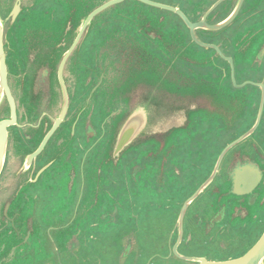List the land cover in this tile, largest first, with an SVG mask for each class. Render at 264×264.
I'll list each match as a JSON object with an SVG mask.
<instances>
[{"label":"trees","instance_id":"obj_1","mask_svg":"<svg viewBox=\"0 0 264 264\" xmlns=\"http://www.w3.org/2000/svg\"><path fill=\"white\" fill-rule=\"evenodd\" d=\"M193 1L197 10L204 12L215 0ZM236 1L227 0L217 8L209 17L211 23L224 20ZM253 2L246 0L245 8ZM71 3H80L81 17L93 9L86 7L90 0H71ZM188 3L192 4L191 0ZM168 15L167 11L137 0L111 7L93 19L72 58L71 100L75 95L72 88L83 84V90L89 92L79 109L82 123L84 128L92 125L97 133L95 138L99 139L89 157L87 177L89 185H96L99 194L92 213L101 210L100 233L118 226L115 219L121 215L127 198L131 203L145 193L167 198L171 191L178 192L177 183L173 185L176 181L188 185L186 173L192 172L194 162H206L212 152L222 150L237 138L245 126L244 116L252 108L241 104L239 90L231 82L229 65L214 50L194 44L187 27L169 21ZM235 22L237 19L220 31L200 33L220 37L231 31ZM149 31L155 34V40L148 36L143 40L130 37L132 33L138 36ZM231 33L229 50L237 63L239 35L236 30ZM39 50L46 51L44 42ZM85 50L87 60L81 56ZM223 50L228 54L225 47ZM101 76V85L92 91ZM192 102L196 103L195 109L190 107ZM145 103L163 104L162 112L187 109L185 127L165 134L142 133L118 157H113L120 127L136 105ZM66 132L61 135L68 141L70 136ZM95 138L89 142L85 139L84 143L88 145ZM61 152L63 155L64 150ZM89 188L84 205L94 195L93 187ZM90 217L83 219L84 222ZM83 224L76 223L73 228H83Z\"/></svg>","mask_w":264,"mask_h":264},{"label":"rangeland","instance_id":"obj_2","mask_svg":"<svg viewBox=\"0 0 264 264\" xmlns=\"http://www.w3.org/2000/svg\"><path fill=\"white\" fill-rule=\"evenodd\" d=\"M6 1L9 0H0V10H2ZM159 2H167V0H155ZM175 5H186V0H172ZM101 2L100 0H90L88 5L89 8L96 6V3ZM53 0H42L41 4L38 5L39 10H44L48 8L50 4H55ZM80 7V3L75 4ZM57 10L53 12L55 19H60L63 15L62 7L57 3L55 5ZM49 10H46V12ZM41 14V13H39ZM52 16V13L48 14L49 18ZM169 21L176 22L177 17L173 15H168ZM6 14L2 13V20L5 23L6 28L8 29V36L14 38L17 42V35H25L33 39L42 41L46 43L49 47L52 45L59 44L62 41V35H70L68 33L67 25H37L33 26L31 23L24 25L20 33L17 34L18 26L10 25L9 18ZM109 16L105 17V20H108ZM261 19L255 17V19ZM116 21V19H114ZM243 23V22H242ZM242 23L240 21L235 22L234 26L230 28L233 32L236 30L240 31ZM248 24V23H247ZM250 22L248 25H251ZM33 29V30H31ZM231 31L225 33L224 36L212 37V40L220 42L223 38L228 36L229 43L231 39ZM152 32V31H149ZM150 33H141L138 36L136 33H132L130 37H138L139 40L145 39ZM96 41H98L96 39ZM94 41V42H96ZM18 48L17 45H15ZM256 44H252L251 50H256ZM54 48V47H53ZM86 48V47H85ZM24 48L19 44V50ZM34 52V51H33ZM83 59L87 60L88 53L85 51L82 52ZM134 61L137 60L136 57H133ZM92 56L88 59L91 62ZM24 68V65L21 64V70ZM11 76V86L14 92V95L17 99H21V96L26 93V98H33L29 92H31V81L28 74H24L23 71ZM28 71L30 68L28 67ZM44 76L47 75V70H43ZM72 77H69V81H72ZM55 85L54 78H49V91L51 93L49 105L52 102V96H55ZM57 86V85H56ZM42 87L37 86V90H33L35 96L38 93L42 92ZM58 89V88H57ZM72 90L75 92L71 115L75 114L81 108L82 101L84 103L87 101L88 92L83 90V84L78 88L74 86ZM58 95H60L58 89ZM83 99V100H82ZM86 99V100H85ZM62 98L60 96V101L57 102L53 111L49 113V119L46 122L52 121L54 119L62 105ZM38 101V100H37ZM193 103V102H192ZM5 98L0 94V111L6 109ZM26 107V110L24 109ZM21 106V112L28 116L24 115L21 120L23 125V130L20 131L18 128L12 130L15 131L17 135L20 136V143L27 145L28 133L26 130L29 127V124H35L36 119L31 118L30 110L26 104ZM44 106L47 108V100L44 103ZM24 107V108H23ZM153 113L156 112V108L153 107ZM177 115H183V112L178 113ZM253 115L247 118L245 121V127L253 124ZM42 121V119H41ZM79 121V120H78ZM75 124V135L73 145L79 146V140L82 144L79 147V155L76 153V150H73L71 147V142H68V146L64 150V155L58 158L51 156L53 153L54 143L46 149L48 151L46 156L39 161V166L36 170H39L42 166L49 168L52 164V168L48 170L43 178H40V182H37L35 186H32L30 189L26 188L19 195V188H21L24 182L27 180H35L36 170L30 169L24 175L25 179H19L17 176L10 175L9 184L4 185L3 192L1 194L0 200H2V207L10 206V208L5 212L2 211L0 216V246L4 248V260L2 264H28L30 261L26 258L19 257V254L22 252L20 248H25L26 245L21 243V237H18L14 232V228L22 229L23 234H25V229L34 231L37 227L42 226H52V228H60L61 226H66L63 231L52 229L51 242L53 253H57V256L53 257L50 264H55L62 257L68 264H195L193 261L183 260L178 258L175 255H172L171 248L175 242L177 236V211L181 203H178L176 191H171L169 196L166 198H156L151 196L148 193L142 195L139 200L136 199L135 203H131L129 198L124 203V208L119 217L115 219L118 221V226H112L108 229H105L100 233L98 228V223L100 222V211L93 212L94 203L99 199V194L96 190V185L91 184L90 188L93 187V193L90 200H86L87 205H84V200L86 199V194L88 192V177L87 173L89 171V157L93 151V147H97L99 139L95 138L90 144H83L82 141L87 140L83 123L79 122ZM166 122H161L159 126L152 125L154 131L161 130L164 128ZM154 126L156 128H154ZM245 129V128H244ZM40 134L35 131L33 137H38ZM65 137V136H64ZM82 140V141H81ZM67 141V140H66ZM243 143L236 146L235 149H238L242 146ZM18 153V149L14 155ZM229 156V155H228ZM228 159V158H227ZM226 159V161H227ZM226 162H224V166ZM17 167L12 166L11 170L15 171ZM9 168L7 169V172ZM16 174V173H15ZM33 175V176H32ZM11 184V181H13ZM216 180H219L216 179ZM89 188V189H90ZM211 189V188H209ZM228 185L226 191L228 190ZM224 192V191H223ZM23 194V195H22ZM168 195V194H167ZM83 198L82 204L79 207V218L76 217L73 219V216L76 214L77 209V200ZM239 198L238 196L228 195L222 197L220 193L212 194L210 197V202L212 203V210L217 209L221 205L226 206V217L221 222H217L214 226L215 228L212 231L205 232L203 231L196 222L192 225L193 232L192 238L186 240L185 243H182L179 247L180 254L188 257H204L209 260H228L238 256H241L245 253L253 244L257 242V239L262 234L264 230V205L257 202L253 205H248L247 203L241 204V207H244L246 210L250 211L248 217L233 218V206L235 199ZM34 200V203H32ZM239 203H236L238 206ZM97 205L95 204V207ZM224 206V209H225ZM12 210L20 212V216L17 219L15 215H11ZM34 210L39 212L43 210L42 217L37 214L34 221L30 218L31 211ZM113 210V209H112ZM195 210H200V204L194 205L190 211V216L194 214ZM75 212V213H74ZM243 212V211H242ZM57 214V215H56ZM68 214V215H67ZM67 215V217H65ZM91 215L90 219L87 222H84L83 219L88 218ZM114 211H112V217H114ZM52 218L50 219V217ZM54 216V217H53ZM193 220V219H192ZM219 220V219H218ZM46 223L40 225V223ZM76 223L83 224V228L79 230L74 229ZM46 225V226H44ZM231 227V228H229ZM30 231V232H31ZM55 232L57 234L55 235ZM76 233V234H75ZM74 234V236H73ZM30 235V234H29ZM49 236V238H50ZM42 238V237H40ZM29 242L33 243L34 247L39 246L40 243L35 239L33 233L31 237L29 236ZM54 244H57L56 247ZM72 244V246H71ZM26 249V248H25ZM29 247L25 250L28 252ZM68 250V253L66 250ZM30 252V251H29ZM39 249L37 250V255ZM120 256V257H119ZM63 261V259H62ZM60 264V263H59ZM65 264V261H63Z\"/></svg>","mask_w":264,"mask_h":264},{"label":"water","instance_id":"obj_3","mask_svg":"<svg viewBox=\"0 0 264 264\" xmlns=\"http://www.w3.org/2000/svg\"><path fill=\"white\" fill-rule=\"evenodd\" d=\"M53 1H55L56 3L50 4L49 7L45 8L44 10H39L38 5H42L41 4L42 0H9L5 2L3 6L5 8L0 10V94L4 96L6 102L5 104L6 109H2L0 111V179L2 177H6V180L0 183V197L3 192L4 185L7 184V180L9 184L10 175H13L14 173L15 177L17 176L19 179H25L26 177L24 174L28 170L33 169L30 167L36 164V160H37L36 158L42 154L40 157V160H42L46 156V153L48 152L44 150L49 149V147L53 143H54V147L51 156H54V158H58L57 160H59V158L62 156L61 151L69 147L68 146L69 141L71 142V147L73 149V142L75 135L74 130L76 124L75 120L80 112L78 111L75 114H73V116L71 115L72 100L69 90L70 87L69 77L71 75L69 68L73 62L72 58L76 50L80 48V46L82 45L84 38L87 34L88 28L91 22L93 21V19L96 18L101 13L108 10L109 8L121 4L126 0H107L103 4L97 6L95 9L89 12L86 16H82V17L78 11L79 7L72 4L71 0H53ZM137 1L147 6L164 10L177 15L184 22L186 27L189 29L190 35L194 42H196L198 45L206 49L214 50L218 55H220L221 58H223L225 61H227L230 64L231 81L235 87L241 86L240 84L237 83L235 77L234 58L225 55L217 44L203 42L201 39L198 38L196 30L206 29L210 31H220L223 30L224 28H227L228 26L232 25V23L237 19L246 0H237L235 7L230 12V14L224 20L217 23H208L207 18L222 3H224L227 0H217L209 8V10L203 15L201 20L196 22L190 20L187 14L178 6L155 1V0H137ZM57 3L61 5L63 12L62 17H59L60 19H55L53 15V12L57 10L55 6L57 5ZM66 9H69V11L67 12ZM46 10L49 11L46 12ZM3 12L6 14V16H8L7 18H9L10 25L18 26L17 34L20 33V30L24 25H28L30 23L33 26L67 25L68 33L70 32L71 33L70 35H62L61 36L62 41L59 44L52 45L51 43L52 47H49L45 43L46 51H40L39 45L42 43V41L21 34V35H17L18 41L16 42L14 38L11 36L12 32L10 33V36H8V29L6 28L5 23L2 20ZM50 12L52 13V16L46 19V17H48V14H50ZM63 17H65L64 21L62 20ZM26 18L28 19L26 20ZM19 44L24 48L23 50H19ZM15 45H17L18 48H16ZM9 53H11V56L13 57V60L15 62V65H13V70H12L13 74L11 75L9 74V69H8L7 55ZM21 64L24 65V68L22 70H21ZM28 67L30 68V71H28ZM45 69L47 70L46 76H44V72H43V70ZM19 70L23 71L24 74H28V77H30L32 87L30 90L31 92H29V94L31 96L32 93L33 98H26L27 95L26 93H24V95L21 96L20 100L15 97L10 80L12 75L20 73ZM49 78H54V82L57 85V86L55 85V90H54L55 96L54 97L52 96L51 105H49V101L51 97V93L49 91ZM246 83L254 84L252 82H246ZM259 85L262 87L263 93H262V100L259 108L258 117L256 119L255 124L247 132L235 138L223 148L211 176L196 190V192L191 197H189L184 202L181 208L178 218L179 234L176 243L171 249L172 255H175L178 258H181L183 260L193 261L195 264H264V230L257 239V242L253 244V246H251L245 253H243L241 256L228 260L217 261V260H209L204 257H198V258L188 257L180 254L178 250L181 241L183 239L184 220L190 204L217 176L218 171L220 170V167L223 163V160L228 155V153L233 148L238 146L242 141H244L247 137L252 135L261 124V120L264 112V84H259ZM37 86H41L43 89L41 93H38L35 96L33 90L34 89L37 90ZM57 88L59 89L60 95H58ZM60 96L62 98L61 108L57 116L54 119H52L51 123L50 122L48 123L46 121L49 119L50 116L49 113L53 111L54 107L57 105L56 103L60 101ZM46 100H47V108L44 106ZM25 104L26 106L29 107L28 110H30V114H31L30 117L36 119L35 124L41 125L39 130L36 132L40 133V131L43 128L46 127L48 128L51 124L52 126L48 128L47 133L43 137L41 143L39 144L36 150H34L31 153H29L31 150L29 151L27 150L26 152L27 155L25 157L21 169L20 170L15 169V171H12L11 170L12 166L11 164H9L8 166L9 171L7 172L8 169L7 157H8V152H9L8 150L10 145V130L16 128H18V130L20 129V131L23 130L22 128L23 125L21 124V120L22 117H24V115L28 113V111L25 112V114L22 113L21 106H24ZM24 109L26 110V107ZM137 114L141 118H142L141 114H143L145 118L144 123L142 118V123L133 124V126L135 125V127H133L134 131L128 132L127 126L129 122L133 119V117H135ZM25 118L28 120V116ZM147 119H148V110L146 106L142 104H138L134 109H132V111L129 113V115L123 122L117 134L114 144L113 157H118L120 153L128 145H130L137 137H139V134L145 132L147 128ZM30 124L28 129L26 130V132L28 133V137L33 136V133H35V130L32 129ZM18 130H12V132H14L16 139H18L19 135H17L15 131ZM64 131L69 132L68 135L70 136V140L66 141L67 139L65 137H62L61 133ZM92 138H94L93 134L87 136L88 141ZM17 148L19 150V148L21 147L17 146ZM15 152L16 150L12 149L13 155ZM244 165H248V166H236L235 168H233L235 170L232 169L233 174L236 172V175L239 177L240 180L236 176H234L232 172L230 173L231 185L229 184L230 186L229 190L231 194H235L236 196L249 195L253 191L257 190L256 187L259 185V182L264 174L261 173L260 175L261 178L258 177L257 179V177L255 178L254 170L252 171L250 170L253 169L251 167V164H244ZM44 170L45 167L42 168V170H40L38 174L35 173V175L37 174L35 180H31V181L30 179L29 181L26 180L23 186L19 188L20 189L19 195L26 188L30 189L32 186H35L36 180L40 178V174L45 173ZM240 172L242 173L240 174ZM254 181H255V186L252 189L243 192L240 191L241 186L250 187L251 185H253ZM13 182L14 180L11 181V184H13ZM25 186L26 188H24ZM88 187H90L89 181H88ZM257 192L258 191H256V193ZM261 195L264 196V190L261 192ZM1 202L2 200H0V216L2 211L5 210L6 212L10 208V206H8V208L2 207ZM28 238H29V234L27 235V239Z\"/></svg>","mask_w":264,"mask_h":264},{"label":"flooded vegetation","instance_id":"obj_4","mask_svg":"<svg viewBox=\"0 0 264 264\" xmlns=\"http://www.w3.org/2000/svg\"><path fill=\"white\" fill-rule=\"evenodd\" d=\"M100 1L101 2L97 3L96 6L93 7V9H95L97 6L103 4L107 0H100ZM126 1H130V0H126ZM216 1L217 0H215L211 4V6ZM125 2H123V3H125ZM191 2H192V4L188 3V0H186V5H184V7H183V5H175L172 0H167V2H163V3H167V4H171V5H175V6L180 7L187 14V16L190 18V20L196 22V21L201 20L203 15L209 10V8L211 6H209L207 9H205L204 12H201V11L197 10V8L195 6V2L193 0H191ZM123 3H121V4H123ZM88 5L89 4H87L86 7L88 9H90L88 7ZM118 5H120V4H118ZM245 5H246V1L244 3V6H243L241 12L239 13V15L237 17V21H240L241 23L242 22L243 23L241 25L240 31H238V35H239L238 61H237V63L234 61L235 77H236L237 83L240 84L241 86L240 87H235L234 85L233 86L239 90V94L241 96V104H244V106H246V107H252L251 111L248 112L244 116L245 121L247 118L251 117L250 115H253V113H255V115H254V118L252 121L253 124H250L247 127L244 126L245 129L243 128V130H241L240 134H238L237 137H239L240 135L247 132L255 124L256 119L258 117L259 108H260L261 100H262V93H263L262 87L259 84H264V0H254V2L252 4L248 5L247 9L245 8ZM169 15H173V13L169 12ZM259 15H260L261 19H258V18L255 19V17H257V16L259 17ZM173 16H175V14ZM210 16H211V14L207 18L208 23H211V21L209 20ZM175 17H177L176 24H178V25H182V23L184 24V22L177 15ZM250 22H252V24L248 25ZM203 30H206V29H197L196 30V33H197V36L199 39H201L203 42H206V43L217 44L221 48L222 52L225 55L233 57V51L229 50V49H231V46L229 45L228 36L223 38L220 42H216V41L212 40V37L209 34L200 33ZM188 34H189L188 36L190 37L191 41L194 44H196L197 46H200L192 40L189 29H188ZM148 37H150L151 39H154V40L156 39V36L153 32H150ZM254 43L256 44V47H255L256 50H251L250 48L252 47V44H254ZM220 45H223L226 48L228 54H226L224 52V50H223L224 47H221ZM200 47H202V46H200ZM7 56H8L9 74L11 75V74H13L12 70H13V65H15V62L13 60V57L11 56V53H9ZM221 59L224 60L223 58H221ZM225 62L230 67V75H231V66L227 61H225ZM102 80H103V78L101 76V78L98 80V82H96L95 85L93 86L92 91H95L97 89V87L101 85ZM246 82H252L254 84H250V83H246ZM142 105L146 106V108L148 110L147 128H146L145 132H142L144 134H148V135L165 134V133L170 132L173 129L185 127V125L187 123L188 116H187V109H185V108L172 109V110H169L167 112H162V110H161L162 106L161 105H163V104H161V103H159V104H154V103L147 104V103H145ZM153 107L156 108V112L153 113V115H152L151 110ZM190 107L195 109L196 103L193 102ZM181 112H183V115H177L178 113H181ZM142 118H143V123H144V120H145L144 116H142ZM142 118L137 119L136 124L142 123ZM75 121L76 122L78 121L81 124L82 117H81L80 113L76 117ZM161 122H166L167 124H165L164 128H162L161 130L154 131L152 129L153 128L152 125L158 124V125H156V127H157L161 124ZM30 126L35 131H38L39 128L41 127L40 124H35V125L30 124ZM51 126H52V124L48 128H50ZM133 127H135V125L134 126L131 125V127L129 129L131 132L134 131ZM156 127L154 126V128H156ZM48 128L47 127L43 128L39 133L40 136H38V137L29 136L28 137L29 139L27 140L28 141L27 145L21 144L19 141L20 136H18L19 140L16 139L14 132H12V130H10V145H9V150H8L9 152H8V157H7V168L9 166V164H11V166H16L17 167L16 169L20 170L22 165H23V162L25 160V157L27 155L26 154L27 150L28 151L31 150L29 152V153H31L38 148L43 137L47 133ZM90 134H93V137H95L97 133H96V130L93 129L92 125L89 124L85 128L84 136L86 135V137H87ZM141 134H139V135H141ZM78 140H79V146L77 145V147H76L73 145V150H76V153L79 155V147L82 144L80 143L79 138H78ZM86 141H88V140H86ZM82 143L84 144V141H82ZM241 143H243L241 147H239L238 149H235L236 148L235 147L228 153L229 156L227 155L225 157V159L223 160V163L220 167V170L218 171L217 176L199 194V196L190 204V206L186 212V215H185L184 235H183V239L181 241V244L185 243V241L187 239L190 240L192 238L193 232H191V230H192V225L194 222H196V224L203 231L208 232V231H212L215 228L214 225L217 222H220V220L222 222L225 219L226 213H227L226 212V206L221 205L217 209L212 210L213 207H212V203L210 202V197L212 196V194H217V193H220V195L222 197L228 196V195H230V196L235 195V194H231L230 190H229L230 189L229 184L231 185L230 173L232 172L233 168H235L236 166H248V165H244V164H251V167L253 168V170L255 172V178L257 177V179H258V177H260L261 173H264V112H263L261 124L258 127V129L252 135H250L244 141H242ZM17 146H20L21 148H19L18 153L16 155H13L12 149L13 150L18 149ZM92 147H93V149H95L94 146H92ZM222 150L220 149L218 151L212 152V156L206 162H194V165L192 166V172L190 174H189L190 171L186 173V177L189 176V179L187 182L188 185L183 186V185H181L182 182H179V181H176L173 184V185H175L177 183V190L179 193V195H177L178 196L177 200H178V203H181L179 208H178V211H177V218H179V214H180V211H181V208H182L184 202L189 197H191L196 192V190L211 176ZM12 155H13V157H12ZM41 155L36 158L37 159L36 164H34V166H31L30 168H33V170H36V168L39 166V161H40ZM11 157H12V160H11ZM181 159H182V161H184V157ZM226 159H227V161H226ZM224 162H226L225 166H224ZM51 166H52V164L49 166V168H45V170H44L45 173L52 168ZM44 167H46V165L39 168V170H36V172L42 170V168H44ZM233 170H235V169H233ZM45 173H41L40 178H43ZM232 174H233V172H232ZM233 175L239 179V177L236 175V172ZM40 178H38L36 180V183L37 182L41 183ZM218 178H219V180H216ZM5 180H6V177H2L0 179V183L4 182ZM227 185H228L229 189L226 191ZM254 186H255V181L253 182V185H251L250 187H242L241 186L240 191L241 192L248 191V190L252 189ZM209 188H211V189H209ZM256 189L257 190L253 191L249 195L238 196L239 198L235 199L234 206H233L234 210L232 213V219L233 218L239 219L241 217H248L250 215L249 210H246L244 207H241V204H243V203H247L248 205H253L257 202H260V204L262 203V205H264V200H263L264 196L261 195V192L264 190V174H263L262 179L259 182V185L256 187ZM256 191H258V192L256 193ZM32 203H34V200H32ZM82 203H83V198L80 200L79 199L77 200V206H76L77 212L73 216V219H75L76 217L79 218V214H80L79 213V207ZM198 203L200 204V210H197V211L195 210L194 214L190 216V214H189L190 211L192 210L194 205H196ZM236 203H239V205L236 206ZM224 206H225V209H224ZM42 213H43V210H40L39 212L32 210L30 218L34 221L37 214L39 215V217L40 216L42 217ZM9 214L15 215V217L17 219L20 216V212L16 211V210H12L11 213H9ZM67 215L65 217H67ZM51 218H52V216L50 217V219ZM34 223H35V221H34ZM43 224H46V223H42V222L40 223V225H43ZM44 226H46V225H44ZM64 228H66V226H61L60 228H52V226H46V228H43L42 226H39V227H37V232H36V229L34 231H31V230L27 231V228H26L25 234H23L22 229L14 228V232L16 233V235L18 237H21V243L26 245L25 246L26 249L29 247L28 250L30 251V252L29 251L25 252V250H26L25 248H23V249L20 248V251H22V252L19 254V257H22L24 259L27 258L30 261V263H28V264H50L52 258L54 256L55 257L57 256V253L55 254L52 251L53 243L51 242L52 237L50 236V234L52 235V229H56V230L58 229V230H60L59 232H61V231H63ZM229 228H231V227H229ZM58 230H57V232H58ZM77 230H79V228ZM57 232H55V235L57 234ZM32 233H33L35 239L38 240L40 243V245L38 247L37 246L34 247L33 243L29 242L30 239L29 238L27 239V235L30 234L29 236L31 237ZM178 234H179V226L177 224V236H176L175 242L173 243V246L177 241ZM49 236H50V238H49ZM40 237H42V238H40ZM54 245L56 247H58L57 244H54ZM38 249H39V253H38L39 255H37ZM4 251H5L4 248L0 246V264H2V261L4 260ZM66 251L68 253V250H66ZM62 259H63V261H65V264H68L66 262V259L64 260L63 257H62ZM62 259L60 258V260H59V257H58V262L55 264H59V263L63 264Z\"/></svg>","mask_w":264,"mask_h":264},{"label":"bare ground","instance_id":"obj_5","mask_svg":"<svg viewBox=\"0 0 264 264\" xmlns=\"http://www.w3.org/2000/svg\"><path fill=\"white\" fill-rule=\"evenodd\" d=\"M143 116V114H141ZM141 117L137 114L135 117H133V119L129 122L128 126H127V131H130V127L131 125H133L134 123H136L137 119H140Z\"/></svg>","mask_w":264,"mask_h":264},{"label":"crops","instance_id":"obj_6","mask_svg":"<svg viewBox=\"0 0 264 264\" xmlns=\"http://www.w3.org/2000/svg\"><path fill=\"white\" fill-rule=\"evenodd\" d=\"M245 169H247V168H245ZM250 169V168H249ZM251 171L253 170V169H250ZM244 172V171H243ZM239 173V172H238ZM242 172H240V174H241ZM240 180V179H239Z\"/></svg>","mask_w":264,"mask_h":264}]
</instances>
